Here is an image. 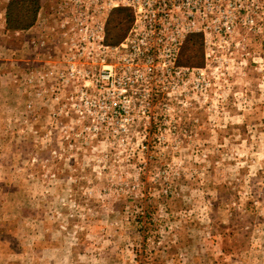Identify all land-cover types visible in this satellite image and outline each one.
<instances>
[{
  "label": "rangeland",
  "instance_id": "1",
  "mask_svg": "<svg viewBox=\"0 0 264 264\" xmlns=\"http://www.w3.org/2000/svg\"><path fill=\"white\" fill-rule=\"evenodd\" d=\"M197 1L185 87L98 135L27 69L55 0L23 30L0 0V264H264V0Z\"/></svg>",
  "mask_w": 264,
  "mask_h": 264
},
{
  "label": "built area",
  "instance_id": "2",
  "mask_svg": "<svg viewBox=\"0 0 264 264\" xmlns=\"http://www.w3.org/2000/svg\"><path fill=\"white\" fill-rule=\"evenodd\" d=\"M222 5L197 0H55L37 22L42 26L36 35L27 39L35 55L27 59V69L38 71L37 81L53 82V100L61 101L65 117L81 121L83 131L119 133L125 128L116 121L153 118L150 105L185 87L188 67L179 62L183 44L190 33L203 32L205 23L215 22ZM117 8L128 9L131 22L122 39L110 43L107 23ZM60 88L70 89L67 97L59 94Z\"/></svg>",
  "mask_w": 264,
  "mask_h": 264
},
{
  "label": "trees",
  "instance_id": "3",
  "mask_svg": "<svg viewBox=\"0 0 264 264\" xmlns=\"http://www.w3.org/2000/svg\"><path fill=\"white\" fill-rule=\"evenodd\" d=\"M40 0H9L6 7L5 27L9 30H23L31 26L36 18L38 3ZM131 22V13L126 8H121L111 14L108 20L106 39L110 43H116L122 39ZM191 38V37H190ZM186 38L181 53L186 52ZM179 62L181 63L180 59ZM182 63H186L182 61ZM187 64V63H186Z\"/></svg>",
  "mask_w": 264,
  "mask_h": 264
}]
</instances>
